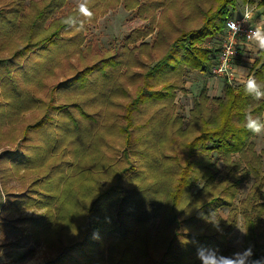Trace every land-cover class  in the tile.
Wrapping results in <instances>:
<instances>
[{
  "label": "trees",
  "instance_id": "obj_1",
  "mask_svg": "<svg viewBox=\"0 0 264 264\" xmlns=\"http://www.w3.org/2000/svg\"><path fill=\"white\" fill-rule=\"evenodd\" d=\"M21 1L0 6V53L16 47L0 58L3 93L19 91L12 72L20 68L26 74L20 61L54 53L51 67L62 66L60 53L85 59L89 47L82 48L81 7L56 14L66 0H50L37 10L33 3L22 14ZM249 1L264 15V0ZM238 3L169 0L151 42L142 40L154 30L150 25L133 29L118 52L77 69L70 66L72 74L53 85L46 98L31 99L43 107L42 117L23 128L19 149L4 151L0 159L30 167L32 152L45 145L55 158H73L58 180L77 179L80 187L51 188L53 170L45 173L32 183L35 191L0 203V229L31 223L32 236L52 256L44 264H208V252L226 264H241L239 250L227 245L242 214L246 264L264 258V148L257 151L256 135L245 128L248 114L264 119V100L245 91L250 78L264 87V50L257 51L247 80L224 79L221 96L203 86L187 118L175 112L186 73L212 72L220 48L206 42L223 33ZM66 91L74 100L56 103ZM11 104V98L0 103L7 115ZM33 132L43 146L32 142ZM251 177L247 196L234 206L241 184ZM84 192L83 203L79 194ZM32 206L44 210L33 217L11 215ZM222 207L231 208L227 218L213 220ZM133 229L140 232L135 238ZM125 239L130 246H116ZM249 247L251 256L245 252ZM201 248L208 251L198 257Z\"/></svg>",
  "mask_w": 264,
  "mask_h": 264
},
{
  "label": "rangeland",
  "instance_id": "obj_2",
  "mask_svg": "<svg viewBox=\"0 0 264 264\" xmlns=\"http://www.w3.org/2000/svg\"><path fill=\"white\" fill-rule=\"evenodd\" d=\"M17 1L19 0H0V6L6 5L5 7H11L12 3ZM49 1L50 0H22L21 2L23 5L21 6V13L26 14L29 12V9L31 10L33 7L31 6L33 3L34 5L36 4L35 7L37 10L43 8ZM168 5L169 0H66L65 4L61 6L62 8H60L56 14H69L71 11L81 6H86L87 10L92 13L91 17L84 13L81 15L82 17H80L81 20H84L82 24L83 28H80V31H82L85 38V43L82 48L86 47L85 45L87 43L89 45L84 52L85 59L75 56L74 54L69 56L66 54L68 52L65 51V53L59 54L60 58L63 59L62 66L51 67L52 64H50V57L54 55V53L32 55L28 59L20 61L24 64L23 68L27 69L26 74L23 73V70L20 68H17L12 72L16 83L19 85V91H17V88V90L14 89V91L12 90L3 93V89L0 88V103H7V98H11L12 100V104L10 105L12 110L10 109L8 115L6 105L0 107V115L3 117V121L0 124V157H2L4 151H10V148L11 150L19 149L18 146L21 142L20 138L22 136L23 128L28 123H32L39 119L40 116L42 117V114L44 113L43 107L35 106L34 103L30 102L31 99L37 101L38 99L46 98L48 90H51L53 85L56 83L58 84L59 80L64 76L72 74L73 70L69 71L70 66L72 67V65L75 64L77 69L85 64H92L104 56L118 52V48L125 43L124 40L126 36H128L133 29L150 25L154 30L142 40L143 42H151L156 35L157 22L161 20V15L163 11L168 8ZM237 7L238 8L235 12L237 15H241L244 3L239 0ZM260 14L261 10L258 7L255 14V20L260 18ZM47 21H49V19ZM261 30H264V23L262 24ZM223 33H218L216 37L209 39L206 42V45L209 47L213 46L221 48ZM244 47L245 46L239 47L238 56L234 61L236 68V83L248 79V74L239 73L237 67L243 64V66H246L248 71H250L259 48L256 41H252L250 45L247 46L249 50H246ZM14 49L12 51L10 50L5 53H0V58L11 56ZM71 51L72 50L69 52ZM45 68L49 69L45 70ZM135 70L141 71V69ZM96 76L98 77L99 75L96 74ZM185 79V88L178 91L175 98V112L182 114L187 118L192 107L193 99L200 93L202 87L206 86L208 88V93L215 96L217 93V83L220 81L223 83L224 78L213 71L211 73H203L197 70H191L186 73ZM71 96L72 94L70 95L69 91L62 93V95H57L55 99L57 101L56 103L71 102L74 100ZM35 134L36 133L33 132L31 136L35 137ZM254 141H256L255 144L257 151L261 152L264 148V134L256 135ZM32 142H35L36 145L43 146V141L40 137H35ZM45 149L46 146L44 145L43 149L33 151L31 154L33 158L31 159H33L34 164L26 168H20L23 166L17 160L13 161L14 164H12L8 157L6 159H0V203L2 205L13 198H17L18 200L19 196L22 195L21 193L26 194L33 190L35 191L36 188H33L32 186L35 179L38 177L39 179H42L41 177L44 176L45 173L52 170L53 176L48 184L51 188H59L58 190L60 191L61 188L66 185L80 187V182H76L77 179H69L68 181L72 183L67 181L68 184H65V181H62L61 183V181L58 180L61 174L67 172L66 166H70V161H72L73 158L71 156L55 158L52 156L53 154L50 155ZM68 151L69 149L65 150L66 153ZM46 157L47 160H44ZM47 161L48 163H46ZM53 164H55V166H52ZM218 166L222 169V162H219ZM53 167H55V169ZM68 174L70 176L72 171L70 170V173ZM252 182L253 179L251 177L248 181L241 184L242 186H240L234 206L240 207V201L247 196ZM35 195V197L39 196V194ZM43 196L41 195V198ZM79 196L83 203L86 202L85 192L84 194L80 193ZM17 200L15 202H17ZM230 209V207L220 208L217 214L213 215V220L216 221L221 218L226 219L229 215ZM43 210L44 209H39L37 206H32L30 208H22L20 211L15 212L16 214L11 215L16 217H33ZM243 216L244 215L242 214L237 216V224L228 238L229 245H227V247L230 246L238 249L241 256L240 263L246 264V256L241 250V246L245 239ZM210 221L211 219H207L206 223ZM31 228V223L22 222L16 229L11 231L0 229V264H44L46 260L52 258V256L45 251L42 242L34 239L35 237L32 236L33 233ZM261 228L264 232V213L261 218ZM137 233L140 232H137V229H133V238L136 237ZM125 241H127V239L118 242L116 246L122 248L123 246L129 245L128 243L125 244ZM135 247L136 245L134 248ZM134 248L131 249L132 254L134 256H139L138 251H135ZM207 258H209L208 264H213L214 262L226 264L225 259L216 258L212 252H208Z\"/></svg>",
  "mask_w": 264,
  "mask_h": 264
},
{
  "label": "built area",
  "instance_id": "obj_3",
  "mask_svg": "<svg viewBox=\"0 0 264 264\" xmlns=\"http://www.w3.org/2000/svg\"><path fill=\"white\" fill-rule=\"evenodd\" d=\"M255 8L256 6L247 0L243 13L249 11L251 19L244 21L243 13L240 17L229 19L222 35V45L212 71L222 76L231 84L235 83L236 71L234 61L238 56L240 45L251 42L254 39L251 33L259 28L252 20ZM233 24L236 25L235 29L233 28Z\"/></svg>",
  "mask_w": 264,
  "mask_h": 264
},
{
  "label": "clouds",
  "instance_id": "obj_4",
  "mask_svg": "<svg viewBox=\"0 0 264 264\" xmlns=\"http://www.w3.org/2000/svg\"><path fill=\"white\" fill-rule=\"evenodd\" d=\"M80 11L82 13H85L87 16L91 17L92 13L89 12L84 6H81ZM244 21H248L251 19V13L249 11H245L243 13ZM71 18L66 19L64 21L65 24H70ZM233 28H236V25L233 24ZM252 37L256 40L258 43V47L261 50H264V30L256 29L254 32L251 33ZM245 91L248 95H250L254 100H264V87H261L254 78H250L245 86ZM245 128L254 135H260L264 134V119H261L260 117H254L251 114H248L246 116V122H245ZM218 226V225H217ZM97 236L96 233H94V238ZM204 251H208L205 249H198L197 255L198 257L200 254ZM245 252L251 256L252 249L249 247L245 250ZM251 264H264V258L256 259L251 261Z\"/></svg>",
  "mask_w": 264,
  "mask_h": 264
},
{
  "label": "crops",
  "instance_id": "obj_5",
  "mask_svg": "<svg viewBox=\"0 0 264 264\" xmlns=\"http://www.w3.org/2000/svg\"><path fill=\"white\" fill-rule=\"evenodd\" d=\"M246 2V1H245ZM245 2H243L244 3V5H245ZM251 4H253V5H255L256 6V8H255V10H254V15H253V23L256 25V26H258L259 27V29H261V27H262V24L264 23V15L262 14V8L261 7H259V5H258V3L257 2H255V3H251ZM258 7H259V9L261 10V14L259 15V17L260 18H258V20H255V14H256V10L258 9ZM235 14H233V17H240L241 15H237V13L236 12H234ZM243 13V12H242ZM232 17V18H233ZM252 41H256L255 39H253ZM251 41V42H252ZM251 42H248V43H244V44H242V45H240V47L241 46H245L244 48L246 49V50H249L248 49V45H250V43ZM260 48H258V50H259ZM257 50V51H258ZM254 62V61H253ZM238 69H237V71L239 72V73H243V74H248V77H249V74H250V71H248V69L246 68V66H243V64H241V65H239L238 67H237ZM236 69V68H235ZM247 70V71H246ZM245 72V73H244ZM222 86H223V83L220 81L219 83H217V93H216V95H220L221 96V92H222ZM218 90H220V91H218ZM45 248V247H44Z\"/></svg>",
  "mask_w": 264,
  "mask_h": 264
}]
</instances>
